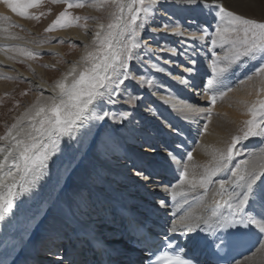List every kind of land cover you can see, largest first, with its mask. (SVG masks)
<instances>
[{
	"label": "bare ground",
	"instance_id": "1",
	"mask_svg": "<svg viewBox=\"0 0 264 264\" xmlns=\"http://www.w3.org/2000/svg\"><path fill=\"white\" fill-rule=\"evenodd\" d=\"M114 1L108 8L106 1L91 0L83 13L92 16L87 28L70 26L51 33L53 42L81 46V53L66 59V68L52 82L46 69L55 68V62L46 59L42 67L23 55L44 53L53 59L65 56L64 45L37 42L41 33L30 19L46 15L49 7L38 3L20 16L0 0V100L17 91L15 80L26 82L37 98L12 114V127L0 138V149L5 150L0 151V162L8 156L16 139L36 145L29 153L35 163L29 161L27 173L17 171L16 165L22 161L19 151H12L0 169V204L12 202L11 210L5 208L0 220V264H93L95 254L86 235L106 246L114 262L144 264L146 252L132 249L121 217L112 211L114 202L123 203L140 218L158 222L162 227L187 229L196 218L210 216L220 201L219 179H231V171L241 160L257 165L264 162V137L248 138L238 147V155L228 162V169L212 176L207 188L199 187V180L221 163L220 156L234 134L253 118V109L256 119L261 116L264 84L255 76L243 80L253 59L243 65L224 59L225 54L231 53L223 52L215 36L220 24L216 12L187 0H145L143 9L136 5L139 14L132 32L127 6L133 0H123V11L120 9L119 18L114 19L119 27L111 33L116 35L117 47L133 42L135 36L136 42L157 50L155 56H144V64L135 59L129 62L132 74L139 76L142 72L145 83L125 81L117 95L112 92L114 85L106 82L99 89L102 95L87 105L71 132L62 134L59 126L53 127L55 116L51 117L52 124H43V133L38 131L43 122L35 112L39 107H50L53 99L67 106L61 107L65 115L77 110L71 97L60 95L55 86L60 82L71 86L83 72L90 71L86 69L91 62L88 54L101 47L107 37L120 0L113 5ZM205 2L221 5L245 18L264 16V0ZM165 23L178 24L185 36L175 35L172 28H162ZM201 29H207L209 35ZM97 32L101 34L99 38ZM212 39L217 40L215 46ZM170 47L177 49V54L169 52ZM132 51L141 55L144 52L143 47ZM103 57L104 54L99 56L97 63ZM149 62L164 71L146 68ZM214 62L217 71H213ZM187 68H192V72L185 71ZM177 78L188 80V84L179 83ZM149 80L151 84L147 83ZM88 87L87 83L78 85ZM129 93L134 102L126 98ZM82 99L86 101L87 95ZM262 122L264 117L259 123L264 127ZM169 153L175 154V160L170 159ZM9 172L13 178L7 176ZM193 181L197 182L195 188ZM261 182L264 177L258 181L255 198L248 206L258 216H264ZM221 211L224 215L229 213L227 207ZM191 233L202 242L210 240L207 233L199 230ZM257 237L256 248L233 264H264V235Z\"/></svg>",
	"mask_w": 264,
	"mask_h": 264
},
{
	"label": "snow or ice",
	"instance_id": "2",
	"mask_svg": "<svg viewBox=\"0 0 264 264\" xmlns=\"http://www.w3.org/2000/svg\"><path fill=\"white\" fill-rule=\"evenodd\" d=\"M40 0H27V2L22 3L21 0H4V3L16 14L20 16H25L27 9L38 4ZM145 0H133L132 4L127 6L130 13V22L135 23L138 18V11L136 10V5H139L143 9ZM188 3H197L204 6V8L209 9L210 11H215L220 18V24L215 29V36L219 39L221 46L224 44L235 45L237 42L243 46V52H236L233 59L239 60L240 56L254 58L258 54L264 55V23L257 22L254 19L245 18L242 15H238L233 11H228L225 7L221 5H213L210 2H205V0H187ZM80 3H69L68 7H82ZM117 7L123 11V5L117 4ZM71 19H69V13L67 11L62 12L58 19L54 22L52 27L48 29L51 31L58 25L71 24ZM103 27V25H101ZM110 29L118 28L119 24H111L108 26ZM127 25H125V28ZM162 28L168 29L172 28L173 33L177 36L184 37L185 33L181 31V28L178 24H162ZM204 31L205 35H209L207 29H201ZM100 33L97 32V38L100 37ZM203 39V37H201ZM116 40V35L109 33L108 37L102 42V47L104 48V57L101 63L95 64L90 71L83 72L79 81L71 86L67 85L65 82L58 83L55 88L59 89L60 95H68L74 101L73 107L77 110L75 112L65 115L61 111V107L66 109V105L57 104L55 99L52 100L50 107H39L35 116L40 117L41 128L38 130L41 133L44 132L43 124H52V119L48 116V113L51 112L55 115V125L53 127L59 126V131L62 134H67L72 131L73 127L77 120L81 118V114L85 110L88 104L92 102L95 96L102 95L99 92L100 88L105 87L106 82L108 84L114 85L112 92L117 95L120 94L121 86L125 84V81H135L139 80L140 83H145V76L141 74L139 76L133 75L132 71L129 69V62L134 59L140 64H144V56H155L157 50H154L148 46L147 43L141 45L139 42H136L135 36L133 37V42L130 45L124 47H117L114 44ZM212 45L217 44L216 39H212ZM143 47V55L134 54L133 49H139ZM168 51L173 55L177 54V49L168 48ZM231 53V48L228 50ZM187 55V52L183 53ZM31 55V54H30ZM90 57L93 56V53L88 54ZM215 55V51H213ZM220 59L217 56V61ZM225 60H229V54H225ZM195 63V61H192ZM145 67H150L156 69V71L163 72L164 69L159 67L156 63H151L145 65ZM187 72H192V68L185 69ZM213 71H217L215 67V62L213 66ZM223 71V69H219ZM260 72H264V68L258 69ZM75 69H73V73ZM111 72V75H109ZM71 75V73H70ZM179 83L187 85L188 80L179 79ZM87 83L89 87L87 89L78 88V85H83ZM151 84L152 81H147ZM209 83H212L209 81ZM55 90V89H54ZM124 91L127 93L128 89L125 88ZM87 95V100H83L82 97ZM112 93H109L111 100ZM129 99V102H134L130 93L126 97ZM211 101L214 104L216 101V96H211ZM78 102V103H77ZM115 102V101H112ZM79 104H83L84 107H79ZM260 115L264 117V103L261 104ZM203 111H207L204 109ZM107 115V114H106ZM252 119L246 122V126L242 129V134L235 135L230 143L227 145L225 150L220 156L221 163L215 167L210 175H206L199 180V187L207 188V186L212 183V176L225 171L228 169V162L233 159L234 156L238 155L237 149L241 145L242 141L247 140L249 137H264V127L261 124L257 123L256 112L253 109ZM264 123V122H262ZM16 126L14 125L13 128ZM12 135L11 132L8 134ZM8 137H4L7 139ZM36 145L33 143L29 145L24 140L16 139L13 145L12 150L8 151V156L12 154V151H19L20 156L22 157L21 164L16 165L17 171H23L27 173L29 170V161L35 163V160L29 155L33 148ZM0 151H5L0 149ZM8 156H5L4 161L0 162V169L4 167V163L7 162ZM170 159L175 160V154L169 153ZM191 157L189 156V159ZM46 159V157H45ZM187 171L184 172L185 179H187ZM9 178H13V173H7ZM231 179H219L218 180V192L217 195L220 196V201L215 203V207L211 210V215L204 218H196V222L189 224L187 226V231L182 233L186 235L187 233L197 231L207 233L208 236L213 239H218V233L225 231L230 228H236L241 226L243 228H250L256 232L257 236L264 235V216H258L255 212L249 211V201L255 198V189L257 187L258 181H261V177H264V162L257 164H250L249 160H241L238 165L235 166L234 170L231 171ZM264 183V182H261ZM235 187H232V186ZM193 188L197 186V182L193 181ZM231 188V190H229ZM12 202L9 200L6 205L0 204V220L4 218L5 208L11 210ZM227 207L229 209V214L224 215L222 209ZM174 231V229H173ZM221 243H216V248H221L223 241ZM168 247H171V244H168ZM183 251V249H181ZM194 259H185L181 255L174 257H169L167 259V264H194Z\"/></svg>",
	"mask_w": 264,
	"mask_h": 264
},
{
	"label": "rangeland",
	"instance_id": "3",
	"mask_svg": "<svg viewBox=\"0 0 264 264\" xmlns=\"http://www.w3.org/2000/svg\"><path fill=\"white\" fill-rule=\"evenodd\" d=\"M46 1L47 0H40V2H39L42 6H45V7L48 6L49 7L47 9L46 15L30 19V20H32V22H34L35 29H38L39 33H41L40 36L38 35L39 40H37V42L39 44L40 43L41 44H45V43L48 44L50 42V43H57V44L64 45L65 56H61V57H58L56 59H53L52 56H49V55L46 56L44 53L40 54V53L24 52L23 55L25 54L24 56L27 59L30 58L34 62L36 61V63L37 64L39 63V65L42 67H43V64L45 65L46 59L50 58L51 61L55 62L54 63L56 66L55 68H52L49 70L46 69L47 77L52 82H54L57 80V78L60 76V74L66 68L67 63H69L68 60H66V59H72V58L77 57L81 53L80 52L81 46L79 43H70V44H69V42H65L66 44L61 43L60 40H57L58 42L57 41L53 42L51 40V38H49V36L51 35V33L54 30L61 29V28H67L70 26H77L81 29L87 28V24L90 22L92 16L91 15L85 16V15H83V13H84L86 5L89 4V2L91 0H50L47 2ZM103 1H106L104 3L105 4L107 3L106 6H108V8H110V7H112L111 3L114 0H103ZM115 1H114L113 5H115V3L118 2V1H116V2ZM122 2H123V0H120L118 2V4L121 5ZM69 3H80L83 6L82 7L69 8L68 7ZM137 7H139V5ZM114 10L116 12L114 13V16L111 17V21L109 22V25L114 24V22L119 18L120 8H118L116 5ZM65 11H67L69 13V19H71V21H72L71 24L70 25L69 24L58 25L54 29L49 31L48 29H50L52 27V25L58 19L60 14L62 12H65ZM247 18L248 19H254L260 23H264V16L262 18H260V17H247ZM114 19H115V21H114ZM135 24L136 23H134V24L131 22L128 23V26L130 27L129 30L131 32L134 31ZM112 29H110V28L108 29V31L106 33L107 37H108L109 33H111ZM24 32H26V31H24ZM107 37H105V39ZM129 44L130 43L127 42V45H129ZM100 46L101 47H99L97 49L90 50L89 53H93L94 55L91 57L89 56V58L91 59V62L86 67V69L88 68L89 70H91V68L95 64H97L99 56L104 54V48L102 47V44ZM230 48H231V54H229L230 59L228 61L232 62L231 64L243 65L249 59V57H245L243 55L240 56L239 60L233 59L236 52H243V50H244L243 46H241V44L239 42H237L235 45L224 44L222 46V50L225 53H229L228 50ZM250 59H253V64L250 66L249 73L244 74L245 76L243 78H245V79H243V80H247L248 79L247 77H254L255 76L257 81H259L260 84L263 85L264 84V72H260V71H258V69L264 68V55L258 54L256 57L250 58ZM43 60H45V61H43ZM141 74H143V73L140 72L139 75H141ZM14 82L17 86V91H15L14 94L13 93H8L7 95L4 94V96L6 95L5 100L4 101L0 100V138L10 129V127H12L14 119H15V116L13 117L12 114L15 111H17L19 107H21V106L26 107V106L30 105L33 101H35V99H37L35 94H34V91L28 87V84L26 82L20 81V80H15ZM18 90L21 92L18 93ZM0 97L2 98V94H0ZM49 116L51 118V117H54L55 115L53 113H51ZM261 118H262V116H259L256 119L258 124L260 123ZM44 125H47V123H44ZM244 128L245 127H242L238 132H236L234 134V136L238 135V134H242L241 130ZM112 132H113V130H112ZM249 138H253V137H249ZM113 207H114V204H112V209H113Z\"/></svg>",
	"mask_w": 264,
	"mask_h": 264
}]
</instances>
